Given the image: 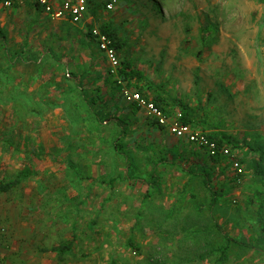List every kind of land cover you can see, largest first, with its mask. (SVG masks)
Returning <instances> with one entry per match:
<instances>
[{
    "label": "rangeland",
    "instance_id": "374dc122",
    "mask_svg": "<svg viewBox=\"0 0 264 264\" xmlns=\"http://www.w3.org/2000/svg\"><path fill=\"white\" fill-rule=\"evenodd\" d=\"M87 1V19L75 25L33 4L7 8L0 0V183L26 174L0 194L7 234L0 264H264L263 253L236 243L223 258L219 251L223 233L254 246L261 241L246 198L261 188L248 166L257 150L264 153V0H115L111 9L112 0ZM104 24L126 40L118 59L128 56L145 81L117 83L89 33ZM181 37L191 42L169 46V38ZM6 51L16 65L9 67ZM122 87L149 100L162 96L171 112L180 109L172 100L192 106L201 131L236 138L233 157L212 160L142 123ZM190 170L209 174L220 196L212 209L202 177ZM150 172L158 190L142 186ZM55 181L73 185L59 189ZM47 191L61 204L42 215ZM70 206L78 212L73 223L61 211ZM71 234L72 255L41 251Z\"/></svg>",
    "mask_w": 264,
    "mask_h": 264
},
{
    "label": "trees",
    "instance_id": "16d2710c",
    "mask_svg": "<svg viewBox=\"0 0 264 264\" xmlns=\"http://www.w3.org/2000/svg\"><path fill=\"white\" fill-rule=\"evenodd\" d=\"M87 1V0H86ZM88 4V1H87ZM99 31L102 35H104L107 40H109V45L115 50L116 54L117 52L122 51L126 47V40L122 39L116 28L112 27L111 24H104L99 28ZM91 33V32H89ZM5 40L3 33L0 31V42L3 43ZM5 56L7 59H9V67H12L15 64V60L17 56H13V59L9 57L8 52H5ZM20 63V61H19ZM116 77L120 79L122 82H124L127 85H130L132 81L142 82L145 81V76L142 72L135 69L132 62L130 61L128 56L123 57L119 60V68L116 72ZM65 80L67 82H71V84L75 85L76 88H78L80 91H83V84L79 80L72 78L69 74L65 75ZM85 96V95H84ZM143 96V94H142ZM86 99V97H84ZM88 101L87 99L85 100ZM151 101L158 107L163 108L167 111V109L162 106L163 99L160 96H154ZM173 103L177 104L180 107V111L183 115V123L186 124H193L192 120L195 116V112L192 108L188 107L187 105H184L180 103L179 101L172 100ZM194 125V124H193ZM206 136L216 142L219 146L220 145H228L230 147H237V141L236 138L227 135L223 132L218 131L216 128H211L210 133H206ZM120 148L116 147L117 153H120ZM258 153V160H252L251 164H249L248 169L252 172L254 178L259 182V185L261 188L257 187L252 189L251 194L246 198L247 202L254 205L255 207V215H256V221L259 226L261 236V241L259 242L260 245L254 246L252 243H244L241 241H235L232 240L227 234L223 233V237L225 240V244L220 248V254L223 258L226 254V251L230 245V243H236L237 245H240L245 248L255 249L257 251H260L264 255V171L261 168V163L264 158V153L261 150H257ZM212 160H218V159H212ZM197 173V174H196ZM189 174L191 175H200L202 177L203 186L209 193V208H213L220 197L218 192L214 190L210 183L211 179L209 174L204 171L200 170L199 172H196L194 170H190ZM26 179V174L24 170L19 171L14 178H12L9 182H2L0 183V194H6L11 192L14 188L20 185V183ZM143 185L147 189H156L159 188V179L158 176L151 172L148 175L147 180L143 181ZM216 229L221 232L220 228L216 226ZM222 233V232H221ZM131 244V243H130ZM43 253H49L54 254L58 258H62L65 255H72V243H64L57 246H54L48 250H41Z\"/></svg>",
    "mask_w": 264,
    "mask_h": 264
},
{
    "label": "built area",
    "instance_id": "2783aa9c",
    "mask_svg": "<svg viewBox=\"0 0 264 264\" xmlns=\"http://www.w3.org/2000/svg\"><path fill=\"white\" fill-rule=\"evenodd\" d=\"M1 2L7 8L30 3L40 8L52 19H66L75 25L86 21L88 17L86 0H1ZM115 2V0H112L106 6L107 9H111ZM91 34L97 42L98 49L104 54L111 74L116 76L117 69L119 68V59L115 50L109 45V40L101 34L99 29H93ZM117 83L121 84L122 81L117 78ZM122 94L127 100L142 109L145 116L155 122L157 126L166 130L174 138L201 149L210 159L233 157V150L230 146H219L216 142L210 140L206 136V133L201 131L197 126L183 123V115L180 110L169 113L163 108L156 106L151 100L146 99L140 92L135 90L122 87ZM243 175L244 171L242 167L237 166L234 171V182L236 185L241 184ZM1 233H4V230H1ZM1 248L2 243L0 241Z\"/></svg>",
    "mask_w": 264,
    "mask_h": 264
},
{
    "label": "crops",
    "instance_id": "0c3cea01",
    "mask_svg": "<svg viewBox=\"0 0 264 264\" xmlns=\"http://www.w3.org/2000/svg\"><path fill=\"white\" fill-rule=\"evenodd\" d=\"M27 4H30V3H27ZM35 6V5H34ZM161 11L164 9V10H166V11H168L167 9H169L168 8V5L165 3V2H162L161 3ZM178 6H180V4L179 3H176V7H178ZM14 7H17V6H14ZM36 7V6H35ZM36 8H38V7H36ZM40 9V8H39ZM41 10V9H40ZM42 11V10H41ZM43 12V11H42ZM244 14V13H243ZM65 21H68V20H66L65 19ZM164 29V28H163ZM166 29H168V27L166 28ZM171 44L169 45V46H174V45H182V44H186L188 41L189 42H191V40H190V38H183V37H181V38H178L177 39V41L176 42H174V43H172L173 42V40H171V38H169V40H168ZM166 43L164 42V43H162V45H165ZM185 52V51H184ZM184 52H183V54H184ZM182 55V54H181ZM180 57V56H179ZM179 57H177V60L178 59H181V58H179ZM183 57V56H182ZM157 96H159V95H157ZM162 99H163V101H162V106H163V104L164 103H166L167 104V101H165L164 100V98L162 97V96H160ZM165 107V106H164ZM188 107H190V108H192V106H188ZM166 108V107H165ZM193 109V108H192ZM194 110V112H195V109H193ZM138 112H142V114L144 115V117H145V121H143L142 123H146V124H148V125H151V124H153V126L155 125L156 126V128H158V129H161V130H163V131H165L163 128H160L159 126H157V124L155 123V122H153L152 120H150V119H148L146 116H145V113H144V111L142 110V109H138ZM167 112H171V111H168L167 110ZM144 120V119H143ZM192 124V123H191ZM154 126V127H155ZM182 141V140H181ZM182 142H184V141H182ZM184 143H186V142H184ZM188 144V143H187ZM41 145V144H40ZM41 146H44V147H47V145L46 144H42ZM151 173V172H150ZM233 180H234V176H233ZM56 183H50V185H57V186H55V188H61V187H65V185H67V187H71L73 184L72 183H68V184H60L59 183V181H55ZM142 183V186L145 188V189H147L144 185H143V182H141ZM235 183V182H234ZM243 183V177H242V181H241V184ZM240 184V185H241ZM236 185V184H235ZM240 185H237V186H240ZM48 188H51L50 186H48V185H46L44 188H43V191L44 190H48ZM68 193H67V197H66V199H69V195L71 196V195H73L70 191H67ZM46 193H48V191L46 192ZM55 193L54 192H49L48 193V195H44V194H42L41 195V197H40V213L42 212V211H44V212H42L41 214L43 215V214H46V212H48V211H50L51 210V206L52 205H60L61 204V199L60 198H58V196L56 197V196H52V195H54ZM247 201V200H246ZM79 204V203H78ZM71 206L70 207H62L61 208V211L63 212V213H66L67 214V217H68V221H71V223H73L74 222V217L75 216H77V214H78V212L76 213L75 212V209H73V208H71ZM60 210V208H56V212H58ZM54 228L55 229V225H51V224H46L45 226H43V228H45V229H50V228ZM1 230H4V233H1ZM5 227L4 226H1L0 227V241H1V243H2V247H3V243H4V240L5 239H7V234H6V232H5ZM65 236H69L68 234L67 235H65ZM90 236H92V235H88V238H90ZM90 240V239H89ZM88 240V243H87V245L88 246H93V245H95V243H94V241L93 242H90ZM93 240V239H92ZM73 241H74V236L71 234V237H69V238H66L65 240H63L62 242H60L58 245H60V244H64V243H72V254L74 253V247H73ZM108 242H111V240H109ZM107 242V243H108ZM112 243V242H111ZM109 244V243H108ZM54 246H57V245H54ZM54 246H52V247H54ZM51 247V248H52ZM50 249V248H49ZM94 250H95V248H93ZM43 250H48V249H43ZM44 254H49V253H44ZM65 256H69V255H65ZM62 258H64V256L62 257Z\"/></svg>",
    "mask_w": 264,
    "mask_h": 264
}]
</instances>
